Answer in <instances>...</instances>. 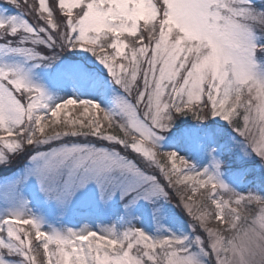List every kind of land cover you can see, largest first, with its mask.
Instances as JSON below:
<instances>
[{
    "label": "snow or ice",
    "instance_id": "obj_1",
    "mask_svg": "<svg viewBox=\"0 0 264 264\" xmlns=\"http://www.w3.org/2000/svg\"><path fill=\"white\" fill-rule=\"evenodd\" d=\"M0 264H264V0H0Z\"/></svg>",
    "mask_w": 264,
    "mask_h": 264
},
{
    "label": "rangeland",
    "instance_id": "obj_2",
    "mask_svg": "<svg viewBox=\"0 0 264 264\" xmlns=\"http://www.w3.org/2000/svg\"><path fill=\"white\" fill-rule=\"evenodd\" d=\"M97 223H99V222H97Z\"/></svg>",
    "mask_w": 264,
    "mask_h": 264
}]
</instances>
